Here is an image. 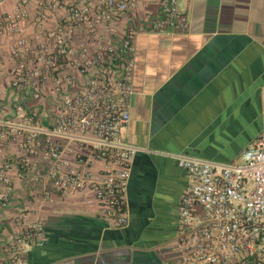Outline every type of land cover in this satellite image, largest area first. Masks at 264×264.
<instances>
[{"label":"built area","instance_id":"1","mask_svg":"<svg viewBox=\"0 0 264 264\" xmlns=\"http://www.w3.org/2000/svg\"><path fill=\"white\" fill-rule=\"evenodd\" d=\"M141 2L156 9L118 31ZM186 29L178 0H16L0 13L14 99L11 114L0 117V209L10 204L15 173L45 198L52 189L89 192L102 219L127 227L132 162L146 151L123 136L135 39ZM173 158L190 183L160 264H264V123L241 163ZM24 219L17 217L18 232L0 236V264H25L30 249L46 245L43 223Z\"/></svg>","mask_w":264,"mask_h":264},{"label":"crops","instance_id":"2","mask_svg":"<svg viewBox=\"0 0 264 264\" xmlns=\"http://www.w3.org/2000/svg\"><path fill=\"white\" fill-rule=\"evenodd\" d=\"M16 0H0V13ZM156 9L141 2L115 24L122 32ZM185 31L136 36L127 143L146 151L132 162L126 191L129 219L113 229L91 193L45 198L19 175L0 209V236L41 221L42 249L25 264H160L176 231L177 203L190 178L173 158L190 155L220 163L244 161L264 123V0H178ZM11 39L0 40V117L13 111L8 74ZM9 148H5L7 152Z\"/></svg>","mask_w":264,"mask_h":264}]
</instances>
